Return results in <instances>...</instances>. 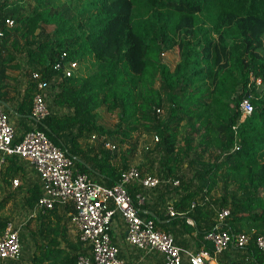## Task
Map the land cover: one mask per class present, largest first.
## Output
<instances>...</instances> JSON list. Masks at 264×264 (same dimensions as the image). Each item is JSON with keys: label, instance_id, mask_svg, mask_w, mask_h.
Wrapping results in <instances>:
<instances>
[{"label": "trees", "instance_id": "trees-1", "mask_svg": "<svg viewBox=\"0 0 264 264\" xmlns=\"http://www.w3.org/2000/svg\"><path fill=\"white\" fill-rule=\"evenodd\" d=\"M263 45L264 0H0V106L28 120L37 87L31 75L56 80L50 114L25 125L17 139L15 129L14 143L43 131L78 170L95 180V171L103 174L109 186L131 167L132 150L124 145L132 134L152 136L137 167L170 180L158 199L166 207L173 194L174 220L192 219L203 239L216 225L246 232L241 261L264 264L257 244L264 234V102L252 98L255 110L239 122L241 100L257 94L251 75L264 80ZM174 48L179 58L172 68L163 55ZM73 61L79 70L68 76ZM101 109L118 116L114 128L98 122ZM107 139L116 149L106 147ZM17 168L16 155L6 156L1 173L11 181ZM42 192L40 184L26 190L25 207L33 208ZM11 197L0 198V235L11 221L2 213ZM68 207L57 203L38 217L55 214L61 224L58 209ZM222 208L230 215L219 222ZM43 234L33 264H77L86 252L81 241L67 249L58 235Z\"/></svg>", "mask_w": 264, "mask_h": 264}, {"label": "built area", "instance_id": "built-area-1", "mask_svg": "<svg viewBox=\"0 0 264 264\" xmlns=\"http://www.w3.org/2000/svg\"><path fill=\"white\" fill-rule=\"evenodd\" d=\"M12 23V21H9ZM62 63L55 65L60 69ZM79 62H71L65 69L68 76L76 74ZM36 82V92L32 104V116L41 121L51 110L48 103L49 91L57 82L44 79L39 72L31 75ZM250 87L254 86L257 94L252 93L240 102L241 116L239 122L250 116L256 108L252 98L264 102V80L251 75ZM15 127L5 108L0 106V165L6 162V156H19L27 160L39 174L43 192L37 206L46 212L57 203H73L75 213L72 223L78 229L80 239L89 246L91 252L79 254L77 264H124L118 256V248L111 238V224L114 215L119 212L127 228V239L146 251H160L164 254L162 264H183V253L171 232L160 230L152 218L141 215V207L147 202V191L162 183L169 182L158 175L143 174L137 166L121 171L113 185H105L96 181L86 172L76 168L75 161L68 153L55 145L43 131L31 130L25 133L22 141L14 143ZM106 147L116 149L115 143L106 141ZM237 147V146H236ZM18 184V181H15ZM140 186L134 201L130 188ZM175 185L179 180L174 181ZM175 214L173 207L169 209ZM230 215L228 208L219 211L224 220ZM212 242L213 250L202 249L189 254L190 264H215L213 259L231 247L245 248L250 235L241 232L236 235L228 230L214 226L206 235ZM258 246L264 251V234L257 240ZM21 241L18 227L8 222L3 234L0 235V262L16 260L21 255ZM233 264H247L239 261Z\"/></svg>", "mask_w": 264, "mask_h": 264}, {"label": "crops", "instance_id": "crops-1", "mask_svg": "<svg viewBox=\"0 0 264 264\" xmlns=\"http://www.w3.org/2000/svg\"><path fill=\"white\" fill-rule=\"evenodd\" d=\"M52 90L53 89L49 91L50 96L53 94L52 92L54 90ZM21 91H23V88H21ZM60 110L65 111V109L62 108ZM8 115L16 129V139L23 136L25 125H35L36 122L32 116H28V120H24L19 114L12 110L8 112ZM1 156L2 153L0 151V157ZM16 160L18 162L17 169L19 170V173L18 176L14 177L11 181H7V177L1 173V168L5 163L0 165V198L7 196L9 193L12 194L11 199L7 201L6 207L2 210V213L10 216L11 221L9 222H12L18 227L20 235L23 234L22 237L20 236L22 248L20 256L21 264H33L32 257L37 253L35 251L38 244L44 240V231L49 237L58 235L59 240L61 241V246L67 249L70 248L71 242L78 243L81 241L83 243V251L90 253V247L86 246L80 239L79 231L72 223L71 218L75 213V206L73 203H65L69 205L67 210H63L62 208L58 209V216L64 219L61 224H59V220L56 218L55 214H52V216L47 219L39 218V214L45 212L39 210L37 206L38 201L33 208L27 209V207H25L26 190L31 188L34 184L42 185V182L39 174L27 160L20 158L19 156H16ZM95 172L96 174L94 177L97 179L96 181L99 179L107 181L103 174L98 173L97 171ZM16 180L18 181V184H15ZM102 184L106 185V182H103ZM135 186H137V189ZM139 187L140 186L135 184L130 190L131 192L133 190L137 192ZM167 188L168 187H165L163 183L147 191L148 198L146 204L141 207V215L145 218H158V229L173 234L176 243L186 251L183 253V264H190L189 254L197 253L202 249L211 250L209 248H212L213 244L207 238L203 239L198 229H193L195 222L192 219L188 218L186 223L174 220L173 216H176L175 214L177 213L174 207L170 204L173 194L168 195V207H165L163 201L158 199L167 192ZM170 207H173L175 211L174 215H171L169 212ZM60 214H62V216ZM222 221L223 220L219 219V222ZM64 222H66L67 226L66 231H64ZM111 238L113 244L118 248V256L123 260L124 264H162L163 262L164 254L162 252L156 250L146 251L128 241L127 228L122 215L119 212L113 217L111 224ZM243 256L244 252L242 250L231 247L221 254L216 255L215 259H213V263L233 264L241 261Z\"/></svg>", "mask_w": 264, "mask_h": 264}, {"label": "rangeland", "instance_id": "rangeland-1", "mask_svg": "<svg viewBox=\"0 0 264 264\" xmlns=\"http://www.w3.org/2000/svg\"><path fill=\"white\" fill-rule=\"evenodd\" d=\"M48 30H52L54 28L53 25H46ZM261 53L264 55V45L262 49H260ZM179 58L178 49L174 48L164 53L163 55V61L170 65L172 68L176 65ZM90 63V62H89ZM80 70L81 73L86 74L88 66V62L80 64ZM98 122L102 125H104L106 128H114L116 123L118 122V116L116 114L108 113L106 110L101 109L99 111V117ZM100 139L105 140V136L100 137ZM111 142L112 139H107ZM114 143V142H113ZM152 144V136L142 132V131H136L132 134V137L129 139V141L124 145V150L127 149V151L132 150L131 153L128 155V162L130 163V166H138L140 162L144 159V154L147 149V147ZM159 164V163H158ZM159 166V165H158ZM188 166L184 167V170H187ZM190 175V174H189ZM100 183H103V179L98 180ZM215 194L219 195L221 194L220 188L215 190ZM26 250V249H25ZM22 251V250H21Z\"/></svg>", "mask_w": 264, "mask_h": 264}]
</instances>
